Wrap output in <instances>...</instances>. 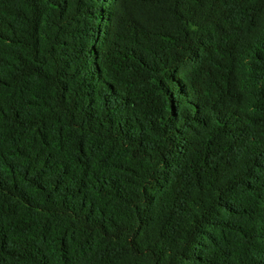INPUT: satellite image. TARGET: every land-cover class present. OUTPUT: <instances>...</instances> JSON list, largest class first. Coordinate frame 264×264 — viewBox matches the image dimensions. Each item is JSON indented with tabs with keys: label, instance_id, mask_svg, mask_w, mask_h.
Returning a JSON list of instances; mask_svg holds the SVG:
<instances>
[{
	"label": "trees",
	"instance_id": "16d2710c",
	"mask_svg": "<svg viewBox=\"0 0 264 264\" xmlns=\"http://www.w3.org/2000/svg\"><path fill=\"white\" fill-rule=\"evenodd\" d=\"M0 264H264V0H0Z\"/></svg>",
	"mask_w": 264,
	"mask_h": 264
}]
</instances>
